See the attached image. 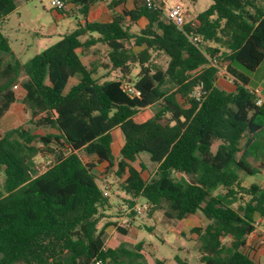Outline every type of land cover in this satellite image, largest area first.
<instances>
[{
  "label": "trees",
  "instance_id": "16d2710c",
  "mask_svg": "<svg viewBox=\"0 0 264 264\" xmlns=\"http://www.w3.org/2000/svg\"><path fill=\"white\" fill-rule=\"evenodd\" d=\"M64 1L84 23L27 63L5 62L12 48L0 29V264H147L142 242L133 250L106 245L109 226L127 231L116 222L100 227L111 209L97 174L102 165L101 175L113 173L130 196L122 206L146 202L147 218L163 212L181 234L184 220L206 219L191 229L199 264H259L245 247L264 218V187L244 185L241 175L264 167L248 161L264 133V103L256 104L237 66L253 72L264 60V0H211L182 30L145 0ZM97 2L106 3L110 21L88 20ZM16 8V0H0V22ZM185 32L202 37L200 48ZM98 45L106 47L98 51L104 60L84 63ZM158 54L166 67L155 62ZM207 56L226 66L234 92L217 86ZM71 79L77 82L67 89ZM15 86L25 91L30 122L47 132L2 130L19 100ZM117 129L123 145L115 154ZM37 159L48 160L45 170Z\"/></svg>",
  "mask_w": 264,
  "mask_h": 264
},
{
  "label": "rangeland",
  "instance_id": "374dc122",
  "mask_svg": "<svg viewBox=\"0 0 264 264\" xmlns=\"http://www.w3.org/2000/svg\"><path fill=\"white\" fill-rule=\"evenodd\" d=\"M164 1L168 4L179 1L184 10L192 16H197L204 12L212 3L211 0ZM16 3V10L0 22V29L8 38L12 48V53L5 55V62L18 59L22 63H27L35 55L58 43L66 33L77 27L78 22L83 23L81 15L67 16L63 14L61 16L58 14L52 8L51 0H16ZM106 19L104 18L103 20ZM99 48L102 51L105 49L102 46H99ZM154 59L157 64L166 67L168 58L164 54L155 55ZM237 68L248 77L252 90L264 98V60L253 72L242 67L237 66ZM137 72L138 69H135L134 74ZM103 73L104 71L100 72V74ZM117 75L118 73H111L110 77L115 78ZM76 82L77 80L71 79L67 89ZM259 87H263L261 93L257 92ZM219 88L223 87L219 85ZM15 91L20 95L19 87ZM30 120L29 109L18 100L2 119V130L7 131L18 126H24L34 133L48 131L44 128L35 127ZM121 137L118 132L115 133V154L119 152L122 142ZM257 152V155L253 152V157L248 159L253 167H258L261 163L264 164V133L261 134ZM142 159L145 161L149 171L153 173L155 166L150 163L148 155L142 154ZM37 161L41 170H45L48 160L37 159ZM103 172L105 173L104 166L98 168L97 174L103 177L101 185L109 188L108 194L110 196L111 209L105 211L100 227L106 223L116 222L118 226L127 231V234L124 235L116 227L109 226L106 234L107 247L117 248L120 245H124L127 249L133 250L138 243L142 242V253L147 264H155L157 260L164 261V264H179V260L188 264H199L196 248L200 245V242L197 235L191 232V229L205 227L206 219L203 220L197 216L188 218L182 229L184 234H181L175 230L177 221L166 219L163 212H157L152 219L147 218V212L140 217L129 218L122 213V207L120 208V206L130 196L121 190V185L113 173L105 177L106 175H101ZM147 175L148 173H145V177ZM241 177L244 185L252 183L263 184L264 167L261 168V173L255 176L241 175Z\"/></svg>",
  "mask_w": 264,
  "mask_h": 264
},
{
  "label": "crops",
  "instance_id": "0c3cea01",
  "mask_svg": "<svg viewBox=\"0 0 264 264\" xmlns=\"http://www.w3.org/2000/svg\"><path fill=\"white\" fill-rule=\"evenodd\" d=\"M68 11L67 12H70V15H76L75 13H73V9L74 7L72 5H69L68 4ZM55 10V9H54ZM71 10H72V13H71ZM56 11V10H55ZM76 10H74L75 12ZM58 14H60L61 16L64 14V13H61V12H58L56 11ZM186 18L187 20H194L197 16H192L190 15L188 12H186ZM67 15V14H66ZM70 15H67V16H70ZM104 18H107L106 20H103ZM83 20V19H82ZM88 20L91 21V22H108L111 20V13L110 11L108 10L107 8V5L106 3H103V2H97L90 10V13H89V16H88ZM83 23H84V20H83ZM146 24V22L144 20H141L140 21V26H144ZM134 30H137V28H134ZM99 46H102L104 47L105 49L102 51V49L99 48ZM106 50V47L103 46V45H98L96 47H93L91 50H89L88 52L85 53V55L82 56V60L84 63L88 64L98 58H103L104 55H101L102 53H104ZM98 51L102 52L101 54H98ZM103 56V57H102ZM86 58V59H85ZM88 60V62H86ZM104 60V58H103ZM103 71V70H101ZM100 71V72H101ZM240 71V70H239ZM241 72V71H240ZM105 73V72H104ZM103 73V74H104ZM231 76L229 75H225V76H220V77H217V86L219 87V85H221V89L223 90H226L228 92H234L235 89H236V85L234 83V79L232 78L233 82L230 80ZM76 80V79H75ZM70 83V82H69ZM19 87V90H20V95L17 94V91H16V94H17V97L18 99L21 101V99L24 97L25 95V91L20 87ZM247 88L250 89L251 91L252 90V86L250 84V82L248 81V85H247ZM263 91V87H259L257 89V92L261 93ZM258 94V93H257ZM260 96V95H258ZM261 97V96H260ZM264 99V98H263ZM18 102V101H17ZM15 104V103H14ZM13 104V105H14ZM12 105V106H13ZM12 108V107H11ZM10 111V110H9ZM119 133L120 136H122V133L119 129L113 131V136H114V145H115V133ZM122 138V142H121V145L120 147L123 145V136L121 137ZM219 143H216L214 146H213V150L215 151L217 149V146H218ZM102 166H106V165H102ZM101 166V167H102ZM100 167V168H101ZM98 170V169H97ZM258 184V183H257ZM261 186L264 187V183L263 184H259ZM124 203V202H123ZM122 206V205H121ZM120 206V208H121ZM264 218H261V217H257V220H256V229L255 231L248 237L247 239V245L245 247V251L248 252L254 259L255 261H257L259 264H264V245H262L260 243V234L261 232L264 230V221H263ZM187 220V219H186ZM186 220H184V225L186 224ZM204 220V219H203ZM207 223V221H206Z\"/></svg>",
  "mask_w": 264,
  "mask_h": 264
},
{
  "label": "built area",
  "instance_id": "2783aa9c",
  "mask_svg": "<svg viewBox=\"0 0 264 264\" xmlns=\"http://www.w3.org/2000/svg\"><path fill=\"white\" fill-rule=\"evenodd\" d=\"M146 5L148 8H155L162 10L164 16L170 20L175 26H177L179 29H183L186 25L187 18L185 10L182 6V4L179 1H174L172 4H168L166 2L163 3L162 0H145ZM51 6L53 9H55L58 12H64L69 9L68 4L64 0H51ZM185 35L187 38L194 43L197 47L200 48V46L203 44V39L201 36L193 35L191 33L185 32ZM208 61L210 65L216 67L218 69V77L229 75L226 70V66L221 64L219 61L218 56H207ZM230 76V75H229ZM233 77L230 78L232 80ZM234 79V78H233ZM18 86H15V89H17ZM125 89H127L130 92H133V89H131L128 85L125 86ZM139 95L140 93L137 92ZM202 95V86H199L193 93V97L196 100H199ZM264 103V99L260 96H258V99L256 101L257 105H262ZM105 194H108V187H104ZM149 209V204L146 202H138L132 209H130L127 205L122 206V213L127 216L131 211L135 212L136 216L140 217L141 215L145 214ZM260 243L264 245V230L260 234ZM98 264H101L99 262Z\"/></svg>",
  "mask_w": 264,
  "mask_h": 264
}]
</instances>
